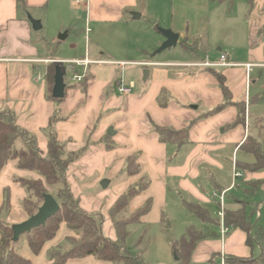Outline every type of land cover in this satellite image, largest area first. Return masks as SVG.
Here are the masks:
<instances>
[{
  "label": "crops",
  "instance_id": "1",
  "mask_svg": "<svg viewBox=\"0 0 264 264\" xmlns=\"http://www.w3.org/2000/svg\"><path fill=\"white\" fill-rule=\"evenodd\" d=\"M56 1L0 0V110L15 113L17 123L36 135L43 154L47 152L48 141L45 128L58 110L60 119L54 128L59 141L70 152L86 146L81 157L67 169L68 183L83 211L103 216L106 236L116 237L110 210L117 199L143 181L146 186L130 200L126 217L150 202L149 211L132 224H146L158 233H165L176 224L186 228L185 233L190 229L196 231L200 237L188 260L183 262L177 255L184 264H235L233 258L258 257L260 245L254 242L250 246L245 230L230 227L222 240L220 223L202 221L186 204L197 203L218 220L219 194L226 190L225 210H236L245 204L251 223L258 224L250 208L254 204L264 207V200L257 201L258 193L264 194V169L253 171L245 167L255 162V156L242 145L249 136L259 141L261 137L252 120L263 118L254 115L251 106L264 102L260 94L264 90V75L251 82V74L253 68L264 69V0H248L243 26L234 34L240 40L238 45L219 41L216 58L211 59L208 52L196 57L190 49L192 56L177 61L149 58L147 49L135 59H118L101 43L110 33L122 36V30H112V26L129 27L142 16V11L136 13L140 0H87L80 4L74 0L86 9L87 45L80 51L83 45L78 44L79 37L73 36L61 52V45L71 35V29H67L70 20L57 22L58 38L51 39L39 32L45 28L44 19ZM30 17L41 22L40 29L33 28ZM88 27L93 38L88 37ZM173 32L179 34L177 43L187 41L188 32L175 28ZM165 40L163 35L158 42L163 44ZM222 54L235 65H218ZM84 58L91 61L86 89L82 83L65 82L64 97L52 99L54 82L48 78L49 64ZM119 64L135 67L128 79H123V73L118 74L115 65ZM247 64L253 65L249 69ZM220 75L228 96L221 86ZM121 85L131 87L132 92L122 94ZM240 107H244L243 114ZM156 127L186 131L187 140L163 141ZM260 142L264 147V141ZM130 157H135L138 164V170L132 174L127 171ZM235 165L242 173L236 180ZM17 178L43 179L34 171L19 168L17 160L9 161L1 170L0 218L11 226L30 217L23 207L27 193ZM103 180L108 181L105 188L101 185ZM99 183L102 189L98 188ZM7 192L10 208L5 210ZM192 217L200 221L199 225H188ZM78 236L62 222L39 254L31 251L27 240L22 242L19 253L32 264H53L48 251L68 249L72 246L70 239ZM126 246L129 250L127 241ZM158 250L161 254L150 255L153 264H172L169 241ZM130 252L144 262V253ZM63 264L113 262L87 255L70 258Z\"/></svg>",
  "mask_w": 264,
  "mask_h": 264
},
{
  "label": "trees",
  "instance_id": "2",
  "mask_svg": "<svg viewBox=\"0 0 264 264\" xmlns=\"http://www.w3.org/2000/svg\"><path fill=\"white\" fill-rule=\"evenodd\" d=\"M57 64L60 65L61 63L52 61L49 64L48 73L51 74L52 83L54 82L55 66ZM88 77L89 74L80 82L83 89H86ZM219 80L225 95L228 96L229 92L221 75ZM50 97L54 100L62 99L54 98L52 94ZM243 113L244 107H240V114ZM59 119L60 115L57 110L51 117L48 127L45 128L48 141L47 152L43 154L36 135L17 123L15 113L8 109L0 110V172L9 161L17 160L19 168L34 171L43 177V179L17 178L27 193L23 207L29 216L34 215L38 211L44 201V194H51L46 184L53 188H58L56 197L53 196L59 203L58 211L48 218L44 225L21 234L18 239L14 238V225H8L0 218V264H32L30 259L19 253L22 242L27 240L31 251L34 254H39L44 244L56 235L62 222H65L76 233H81L83 239H70L72 246L68 249L61 247L50 249L48 257L53 261V264H63L70 258L87 255L112 261L113 264H143L139 256L132 254L127 249L126 240L129 235L130 224L138 222L149 211L150 202L130 215L129 218H121L120 215L126 211L132 197L141 191L146 186V183L141 181L137 186L130 188L117 199L110 210L116 237L110 238L106 236L103 232V216L83 211L79 206L78 199L70 188L66 175L67 169L71 163L81 157L86 146L76 152L68 151L65 144L59 141L54 128L55 123ZM156 129L163 141L184 143L187 140L186 131L158 127ZM107 146L112 147L110 144H107ZM242 147L255 156V162L245 167L253 171L264 169V147L262 143L256 137L249 136ZM137 170L136 158L130 157L127 162L128 173L132 174ZM186 206L202 221L220 223V218L218 220L211 218L208 212L199 204L189 202ZM3 208L5 210L10 208L8 192L5 194ZM224 221L229 227L245 230L248 233L247 243L251 246L254 242H258L261 249L259 256L256 258L238 257L233 258L231 261L235 264H264V226L251 223L245 211V204H242L236 210H225ZM199 237L196 231L190 229L178 241L172 242L173 251L183 262L188 260L189 253Z\"/></svg>",
  "mask_w": 264,
  "mask_h": 264
},
{
  "label": "rangeland",
  "instance_id": "3",
  "mask_svg": "<svg viewBox=\"0 0 264 264\" xmlns=\"http://www.w3.org/2000/svg\"><path fill=\"white\" fill-rule=\"evenodd\" d=\"M56 2V5L51 8L49 15L44 19L46 23L45 28L39 30V32L41 34H47L51 39L54 37L58 38L60 33L55 28L57 22L62 21L63 23L66 20H70L71 22L67 28L71 29L70 38L67 43L61 45V50L59 51L62 52L64 50L63 48H66L69 41L73 39V36L75 38L79 37L78 44L81 43L83 45H81L82 48H79V50H83L86 47L85 45H87L85 43V7L78 5L74 0H57ZM139 2L140 10L136 13L140 14L142 11V16L138 20H133L132 22H135L134 24L130 23L129 27L127 25L122 27L119 25L112 26V30H116V28L122 30V34L120 32L121 37L110 33L111 35L108 34V36H104L101 40V43H105L106 49L111 51L110 53L118 59H135L141 53L143 56L145 54L142 52L143 49H147L149 52V56L147 57L149 58L154 56L157 59L169 61L187 59L192 56V50L190 51V49L194 50L193 54L196 57L205 56L208 52L211 59L216 58L218 56L216 44L219 41L224 43L231 42L235 45L239 44L240 40H236L234 34H236V30H241L248 6V0H140ZM47 25H49V28ZM174 28L188 32L189 36L187 41H183V43L178 42L176 45H172L162 51H157L162 45L158 42L159 38L164 35L161 29H171L174 31ZM88 37L93 38V33L90 32ZM184 46H186L187 50ZM60 66L65 72V82L72 83L71 78L74 75L72 69L65 63L60 64ZM115 66L118 69V74L123 73V79H128V74L133 72L131 68H135L129 64ZM76 69L81 74L84 72V68L81 66H77ZM253 70L251 82L253 79L260 78L264 75V69L261 67L253 68ZM48 78L52 82L51 74L49 73ZM260 94L264 96V90H261ZM251 112L263 118L262 121L259 119L252 120V126L256 133L259 131L261 136L260 141L263 142L264 102L253 103ZM257 140L259 139L257 138ZM46 187L56 197L58 188H53L47 184ZM98 188L102 189L100 183ZM262 200H264V194L258 193L257 201ZM250 210L254 211L253 218H257V223L264 226V207L259 208L254 204ZM187 213L191 216L189 212ZM126 216V212L120 215L121 218L130 217ZM188 221V225H199L200 223L195 217L188 219ZM129 231V236L126 240L129 251L144 253L143 264H153L150 255L154 257L161 254V249L158 250L159 247L164 243L166 244L167 241H169V246H171L172 242H174L172 239L179 240L186 232V228L176 224L174 228L167 229V232L158 233V231L146 224L144 226L130 224ZM78 235V240H81L83 235L81 233ZM176 255L173 251L172 264H184L181 260L176 259Z\"/></svg>",
  "mask_w": 264,
  "mask_h": 264
},
{
  "label": "water",
  "instance_id": "4",
  "mask_svg": "<svg viewBox=\"0 0 264 264\" xmlns=\"http://www.w3.org/2000/svg\"><path fill=\"white\" fill-rule=\"evenodd\" d=\"M139 17V15H136ZM30 21L33 25V28L35 30H38L41 28V22L39 20H36L32 17H30ZM161 32L166 37L165 42L158 48L157 51H162L172 45H176L179 34L173 32L171 29H161ZM65 80H64V71L62 70V67L57 64L55 66V75H54V86L52 90V96L54 98H63L65 95ZM110 134H113V130H109ZM102 187H107L108 181L103 180L101 182ZM59 209V203L55 199V197L52 194H44V201L42 205L39 207L38 211L30 216L27 220H25L22 223L16 224L13 226L14 230V238L18 239L19 236L25 232L31 231L33 228L38 227L40 225H44L48 218L53 216ZM176 259H178L176 255Z\"/></svg>",
  "mask_w": 264,
  "mask_h": 264
},
{
  "label": "built area",
  "instance_id": "5",
  "mask_svg": "<svg viewBox=\"0 0 264 264\" xmlns=\"http://www.w3.org/2000/svg\"><path fill=\"white\" fill-rule=\"evenodd\" d=\"M75 1L80 4V3L86 2L87 0H75ZM90 31H91V28L88 27L87 28V34L90 33ZM55 62L61 63V64L62 63L68 64V67L71 68L72 71L74 72V75L72 76L71 79L75 83L82 82L85 79V77L88 74L89 65L91 63V61L89 59H87V58L79 59V60H55ZM210 64H212V63H210ZM212 65H216V64H212ZM218 65H235V64L227 62L226 55L222 54L221 57H220V62L218 63ZM252 65L253 64H247V67L250 69L252 67ZM77 66H81V67L84 68L83 69L84 72L82 74L79 73V71L76 69ZM119 91L122 94H129V93L132 92V88L128 87V86L121 85V86H119ZM240 176H242V173L238 170V168L235 165L234 169H233L234 180H236V178H238ZM225 193H226V190L222 191L219 194L220 209L218 211V215H219V218H220V237H221L222 240L225 239V237L227 236V234L230 231V227L228 225H226L225 221H224V211H225L224 199H225Z\"/></svg>",
  "mask_w": 264,
  "mask_h": 264
}]
</instances>
